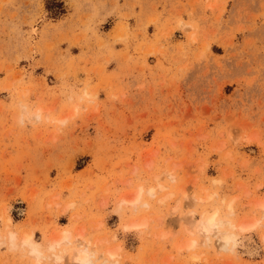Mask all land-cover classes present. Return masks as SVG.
Wrapping results in <instances>:
<instances>
[{
    "label": "rangeland",
    "instance_id": "1",
    "mask_svg": "<svg viewBox=\"0 0 264 264\" xmlns=\"http://www.w3.org/2000/svg\"><path fill=\"white\" fill-rule=\"evenodd\" d=\"M260 205L264 0H0V264H264Z\"/></svg>",
    "mask_w": 264,
    "mask_h": 264
},
{
    "label": "bare ground",
    "instance_id": "2",
    "mask_svg": "<svg viewBox=\"0 0 264 264\" xmlns=\"http://www.w3.org/2000/svg\"><path fill=\"white\" fill-rule=\"evenodd\" d=\"M141 191H142V188H141L139 194L133 200H127V201H123V202L126 204L134 205V206L137 205L141 200ZM154 192L155 191H153V189H151V190H149L148 193H149V195H154ZM260 207L264 211V205H260ZM229 208H228V210H229L230 214H233L234 212L232 209V205ZM219 214H220V212H216V213H214L208 217L205 216L206 218L204 217L205 219L202 220L198 226V228H199L198 232L200 233V235H202L204 237H209L212 235L217 236L223 247L228 246V244H230V243H234L233 249H235L236 248V240H237L238 236L236 234H233V233L223 232L221 230V228L223 226H228L232 229H235V228H237V226L234 225L233 223L229 222L228 220H224L223 218L220 217L221 215L219 216ZM256 224L257 223H255V222L252 225L249 224L248 226H243L241 224L242 226L240 225V227L238 228L239 231L241 232V233L240 232L239 233L240 234L247 233L251 229L253 230L252 227H256ZM143 226H145V223L133 224L131 226H126L125 230L126 231L131 230V229L135 230V229H139ZM8 234H9V239H10L11 243H14L15 240L17 239L16 238L17 233L14 230L10 229ZM71 234L72 233L70 232L69 229L64 228L61 231L60 236L52 239V243L49 245L50 250H57V252H58V249L61 248L64 244L70 243L71 242ZM81 236L82 235L80 234L79 237H81ZM77 243L79 244V248L74 251V253L71 257L74 264H94L95 263V260L93 259L94 251L90 250L89 245L88 246L83 245L81 240L79 242L77 241ZM23 244L28 245L31 248L32 253H34L37 256H40L38 245H36L35 242L32 240L31 235H27L23 239ZM193 247H195V242L194 243H188L187 245H185L186 249H190ZM180 250H182V248ZM58 253H60V252H58ZM115 255H116V253H113V252L107 253V255L103 256V261L101 264H112L111 259ZM57 259H60V257L57 256Z\"/></svg>",
    "mask_w": 264,
    "mask_h": 264
},
{
    "label": "clouds",
    "instance_id": "3",
    "mask_svg": "<svg viewBox=\"0 0 264 264\" xmlns=\"http://www.w3.org/2000/svg\"><path fill=\"white\" fill-rule=\"evenodd\" d=\"M18 123H20L21 124V126H23L24 125V120L23 119H20V120H18ZM61 124H64V123H66V122H60Z\"/></svg>",
    "mask_w": 264,
    "mask_h": 264
}]
</instances>
